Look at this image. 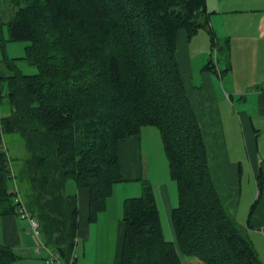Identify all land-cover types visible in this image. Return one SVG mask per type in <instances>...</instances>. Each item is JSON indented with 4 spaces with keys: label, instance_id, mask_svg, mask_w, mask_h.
Instances as JSON below:
<instances>
[{
    "label": "trees",
    "instance_id": "trees-1",
    "mask_svg": "<svg viewBox=\"0 0 264 264\" xmlns=\"http://www.w3.org/2000/svg\"><path fill=\"white\" fill-rule=\"evenodd\" d=\"M0 21V43L23 41L24 54L2 61L0 76V203L15 212L14 181L41 225L43 238L65 260L75 244L77 198L67 180L89 192V219L104 210L119 172L118 140L142 126L159 130L177 188L172 210L184 255L204 264H263L246 231L226 213L209 171L206 146L176 60V32L209 31L205 0H11ZM7 31V37L5 36ZM17 60L35 67L24 73ZM207 68L213 66L210 62ZM19 133L27 157L18 183L4 134ZM20 186V185H19ZM125 234L118 264H182L164 239L154 192L123 201ZM0 243V264H14Z\"/></svg>",
    "mask_w": 264,
    "mask_h": 264
},
{
    "label": "crops",
    "instance_id": "crops-1",
    "mask_svg": "<svg viewBox=\"0 0 264 264\" xmlns=\"http://www.w3.org/2000/svg\"><path fill=\"white\" fill-rule=\"evenodd\" d=\"M205 10L209 31L199 28L188 37L184 28L177 30L176 60L219 199L233 223L246 231L264 264V0H205ZM12 13L11 0H0V21H7ZM7 42L0 43V49L8 56ZM209 62L213 69L206 67ZM1 66L0 76L12 74L6 63ZM2 69H9L8 74ZM161 147L159 130L150 125L142 126L137 135L118 140L119 172L124 180L113 185L104 210L98 211L94 221L89 219L88 189L66 181L65 192L76 195L78 206L75 244L70 253L75 264L120 262L125 234L123 201L142 192L132 187L130 179L150 184L163 237L174 243L182 264H204L181 252L172 224L177 203L172 199L171 185L167 181L156 183L153 178L156 166L152 150L156 148L159 154ZM108 240L109 250L103 248ZM0 243L14 250L18 256L14 264H50L48 249L55 250L46 243L36 254L34 247L39 240L29 229L28 220L16 211H6L5 203H0Z\"/></svg>",
    "mask_w": 264,
    "mask_h": 264
},
{
    "label": "rangeland",
    "instance_id": "rangeland-1",
    "mask_svg": "<svg viewBox=\"0 0 264 264\" xmlns=\"http://www.w3.org/2000/svg\"><path fill=\"white\" fill-rule=\"evenodd\" d=\"M6 37H7V33H6ZM24 45L25 42L23 41H14V42H7V47H6V52L8 54L9 57H21L24 54ZM1 48V47H0ZM2 55H3V51L2 49H0V66L2 64H4V62L2 61ZM16 63L19 64V66L21 67L22 71L24 73H34L36 71L35 67L33 66H29L27 65L24 60H17ZM2 67V66H1ZM6 74H8V70L7 69H2ZM8 103L6 101L5 98H0V114L1 115H5L8 111ZM4 146L7 149V153L9 155L10 158V164L13 168V170L15 171V173L17 174L16 180L18 183L23 182L22 179H20L18 177L19 175V168L22 165L24 158L27 156V150H26V146H25V140L23 137L19 136V134L17 133H6L4 134ZM150 146V144H149ZM154 147V144L152 143V148ZM160 147V146H159ZM161 150H159V154H158V150H156V148H154L153 151V156H154V162H155V166L156 169L154 170V174L155 176L153 177L154 179H156V183H164V181H167L169 183V185H171V192H173V196L172 199L177 203V188H176V183L175 181L170 177L169 174V166H168V162H167V158L166 155L164 153L163 148H160ZM152 174V173H151ZM142 177H144V173L142 174ZM72 181V180H69ZM130 183H132V187H138L139 191L140 189H142L141 187V181L140 179H130ZM22 185L20 184V188L22 189ZM24 186V185H23ZM128 187H131V184H128ZM140 187V188H139ZM141 192V191H140ZM140 192L137 194L139 195ZM107 246V250L111 249V240H108V244L107 242L105 243V245L103 246V248H105ZM95 247V244L92 246ZM16 264H19L16 263ZM108 264H110V262H108Z\"/></svg>",
    "mask_w": 264,
    "mask_h": 264
},
{
    "label": "built area",
    "instance_id": "built-area-1",
    "mask_svg": "<svg viewBox=\"0 0 264 264\" xmlns=\"http://www.w3.org/2000/svg\"><path fill=\"white\" fill-rule=\"evenodd\" d=\"M10 193L13 195L14 202L16 203V212L21 218H25L28 220L29 223V229H31L36 236V238L39 240V244L34 247V250L36 254L39 255L40 249L46 248V242L43 238L42 231L40 229V225L38 220L27 210L26 205L23 201L21 192L19 190V187L17 183L14 181L12 187L10 188ZM47 261L50 264H75L73 257L70 256L69 260L67 262H64L62 260V256L58 252V250H49L48 249V258Z\"/></svg>",
    "mask_w": 264,
    "mask_h": 264
}]
</instances>
